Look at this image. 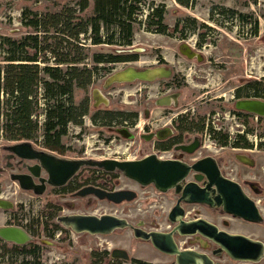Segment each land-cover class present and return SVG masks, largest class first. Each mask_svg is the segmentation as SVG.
I'll use <instances>...</instances> for the list:
<instances>
[{
	"label": "rangeland",
	"instance_id": "rangeland-1",
	"mask_svg": "<svg viewBox=\"0 0 264 264\" xmlns=\"http://www.w3.org/2000/svg\"><path fill=\"white\" fill-rule=\"evenodd\" d=\"M73 1L75 0H0V37L20 38L28 32L21 24L24 9L39 13L55 12ZM142 1L143 12L139 15V21H143V24L136 26L134 44L131 48L118 51L126 55H137L139 61L115 66L112 73L98 78L88 92L91 103H94L93 98L98 100L95 94L97 91L104 102L97 101L98 106L93 105L91 115L106 109L114 112L137 113L138 127L130 130L135 138L125 139L116 135L114 131L100 128V125L92 122L90 115L85 118L81 127L71 126L69 135L64 139L65 155L70 159L139 160L150 152L148 145L140 141L144 131L147 133L152 129L166 127L169 122L184 113H188L195 121L199 119L207 121L209 118L214 128L222 134L237 135L244 130L242 122L233 115L234 104L236 105L237 102L232 101V96L237 88L243 89L251 82L264 79V0H196V6L193 9L183 8L175 0ZM150 4L166 7L165 23L170 29L179 23L178 34L167 36L147 31L144 21L149 13L148 5ZM217 8L232 11L237 14L236 16H246L251 21L249 23L257 22L258 36H254L252 27L247 23L243 24L241 19L223 16L218 10L214 12L213 9ZM91 13L92 9L87 12L88 15ZM202 36H204L203 39ZM200 43H202L201 46ZM113 50V48H92L94 52L113 53ZM187 50L192 54L191 58L186 55ZM128 68L139 71L164 68L171 74L169 77L155 81L114 83L107 86L106 82L112 75ZM167 86H171L172 89ZM242 94L246 96L245 91ZM172 95L176 96V106L165 107L160 104V100ZM83 98L84 94L77 92L76 102L79 103ZM250 121L251 127H257L255 119ZM200 138L202 145L199 146L193 159L202 160V158L213 157L222 160L225 159L226 153L230 154L231 158L248 154L221 149L209 134H204ZM248 139L259 143L254 136ZM12 145L14 143L0 140V162H2V156L6 155L3 151L4 147ZM33 145L35 148H42L37 144L33 143ZM252 155L255 166L245 168L247 169L245 179L258 185L262 195L254 197L249 189L246 191L252 198L263 201L260 208L264 211V152L255 151ZM237 168L244 169L240 165ZM223 172L229 171L223 169ZM10 173L4 177L0 176L2 186L0 193L3 201L13 205V210L0 209V229L11 227L8 226L11 221L18 223L15 225L16 228L23 229L37 216H43L40 222L47 224L45 220L48 215L45 209L49 201L47 196L38 200L33 199L29 193L22 191L19 185L10 179ZM235 173H231L229 178L240 181L241 175L237 176ZM115 175L117 176L103 175L99 184L103 185L106 180L111 181V187L114 190L134 191L138 194L136 201L122 205L103 201L94 208L86 206L76 208V212L79 210V214L97 217L113 215L128 220L132 225L151 219V214L146 212L150 202L147 197L157 195L151 189L138 188L120 174ZM92 176V170L83 168L79 179L90 181ZM75 200L77 201L74 203H85V200ZM72 201L69 199V202ZM195 210L197 211L195 214L201 219L209 222L216 221L218 218L220 220V217L211 214L205 207H196ZM66 213L74 214L72 209L66 210ZM195 214L193 212L189 217L194 218ZM242 230L251 234L249 229L242 228ZM253 238L264 240V224ZM38 241L51 244L43 245L40 264H110L109 256L101 261L99 255L105 252L111 254L115 249L126 250L133 258L153 260L148 254L147 246L135 241L129 230L118 231L106 237L64 232L59 238L56 237V241H50L43 233L40 234ZM200 249V245L196 246V250ZM93 255L98 256L94 258ZM213 260L219 264H250L234 262L226 256L213 257ZM0 264L8 263L0 258ZM260 264H264V261Z\"/></svg>",
	"mask_w": 264,
	"mask_h": 264
},
{
	"label": "trees",
	"instance_id": "trees-1",
	"mask_svg": "<svg viewBox=\"0 0 264 264\" xmlns=\"http://www.w3.org/2000/svg\"><path fill=\"white\" fill-rule=\"evenodd\" d=\"M175 2L186 9L196 6V0ZM90 9L92 13L88 15ZM148 10L144 21L148 32L167 36L179 33V23L173 29L166 25L164 5L150 4ZM213 10L231 19H241L243 24L252 27L254 36H258L257 22L249 23L248 17L236 16L232 11ZM142 12V0H75L58 11L45 13L24 9L21 24L28 32L20 38L0 37V140L31 142L43 149L65 154L64 139L71 126L81 127L84 118L93 111L88 92L97 79L112 73L117 65L139 61L137 55L118 51L133 46L136 26L143 24L139 21ZM92 48L114 50L105 53L94 52ZM244 90L247 97L264 100V79L251 82ZM77 92L84 94L79 103L76 102ZM91 116L92 122L100 128L137 120L136 114L110 110L97 111ZM245 124L248 126V121ZM178 127L206 134L207 121H195L188 114L180 119ZM260 130V145L264 149V119H260ZM252 132L254 130L248 127L247 133ZM207 134L220 146L229 140L228 135L214 127ZM235 144L250 147L243 136ZM2 250L0 258L8 264H40L42 250H34L31 245ZM108 256L107 252L99 255L101 261Z\"/></svg>",
	"mask_w": 264,
	"mask_h": 264
},
{
	"label": "water",
	"instance_id": "water-1",
	"mask_svg": "<svg viewBox=\"0 0 264 264\" xmlns=\"http://www.w3.org/2000/svg\"><path fill=\"white\" fill-rule=\"evenodd\" d=\"M188 51V50H187ZM190 58L192 54L186 53ZM195 57V56H194ZM162 71L161 74H152ZM126 73V77L121 76ZM170 72L164 68L139 71L128 68L112 75L107 80V86L114 83H129L134 81H155L169 77ZM236 109L247 113L264 117V101L240 100L236 103ZM126 136V131H119ZM164 131L157 134L162 139ZM194 148H198V144ZM24 161L39 162L38 169L43 168L49 175V179L40 178L34 168H29L36 177H39L42 186H37L29 175H11V180L17 183L22 191H35L36 195H43L46 191L45 184L51 187L61 188L83 168H93L107 174H120L124 178L134 181L142 187L155 186L161 192L176 190L180 195L177 207L170 216L175 230L172 234L147 233L134 227L128 220L113 215L101 217L93 215H72L59 219V222L75 234H88L91 236H110L118 231L132 229L136 239L150 242L152 246L167 254L177 256L178 264H215V261L200 252L191 251L180 253L173 240V234L178 233L182 237L199 236L212 240L218 247L215 257H221L225 252L234 262L256 264L264 259V245L240 235H231L220 231L215 225L198 218L186 222L182 203L192 205H207L211 208H224V211L234 218L243 219L252 223H262L263 218L256 203L243 191L242 187L225 178L215 161L211 157L204 158L192 165L180 161H161L156 156H150L140 161L117 160H79L71 161L59 158L45 150L35 148L31 142L14 143L5 149ZM194 175V181H188ZM200 184H203L201 186ZM81 197L94 196L101 201H108L115 205L132 202L137 198V193L131 190H115L112 192L100 188H86L79 193ZM12 204L0 201V207L8 209ZM0 238L6 242L17 245L28 243L30 236L20 228L7 227L0 229ZM112 259L130 261V256L124 250L115 249L111 253ZM219 264V263H217Z\"/></svg>",
	"mask_w": 264,
	"mask_h": 264
},
{
	"label": "flooded vegetation",
	"instance_id": "flooded-vegetation-1",
	"mask_svg": "<svg viewBox=\"0 0 264 264\" xmlns=\"http://www.w3.org/2000/svg\"><path fill=\"white\" fill-rule=\"evenodd\" d=\"M133 63H137V62H133ZM127 64H131V63H127ZM167 88L172 89L171 86H167ZM244 89L245 88L241 89V87L237 88L234 92V95L232 96V101H235V102H238L240 100H261V101H264L262 99L244 96L242 94V92L245 91ZM95 94H96V97L98 98V100L93 98L94 103H92V105H94V107H97L98 106L97 101H100L102 103L103 99L100 95H98V94H100V93H98V91L95 92ZM175 98H176L175 95L167 96V97L163 98L162 100H160V104L165 105V107L176 106L175 105V101H176ZM167 100H170V103L169 102L165 103ZM106 110H110V109H106ZM110 111H112V110H110ZM119 113L134 114V115L136 114L137 120H138V114L137 113H128V112H123V111H119ZM185 115H188V113H184V114L179 115L177 118L173 119L172 122H169V124H167L166 127H163L161 129H154V130L152 129L147 133L144 131V134L140 137V141L142 143H145L146 145H148V149L150 150V152L147 155H145L144 157H142L141 159L132 160V161H140V160H143V159L150 157V156H153V155L156 156L161 161H180V162H183V163H186L189 165H192V164L200 161L201 159L200 160L193 159V156L197 153L199 146L202 145V143L200 141V139H201L200 137H202L204 134L198 133V132H190L187 130L180 129L178 127L179 121ZM233 115L238 117V120L242 122V126H243L244 130L242 132H239V134H237V135H230L229 133L223 134V135H228V137H229L227 144H225L223 146H220L217 143L216 144L221 149H227V150L229 149V150L234 151V152L235 151H241V152H246L248 154L247 155H236L234 158H231V155L226 153L225 159L223 158L222 160H217L213 157H211V158L215 159V161L217 162V164L221 170L222 175L225 178L238 183L242 187L243 191L247 194V196H249L256 203V205L259 208V211L261 213V216L263 218V222L262 223H252V222L245 221L243 219L234 218L233 216L227 214L224 211V208H211L210 206H207V205H192V204L182 203L181 206L185 212L184 220L186 222H189V221H193V220L198 219L199 216H197L195 214L197 212L195 210V208L196 207H205L206 209H208L211 212V214H215L218 217H220V220L218 218L216 221H212V222L208 221L209 223L215 225L220 231H224V232L231 234V235L244 236V237H247L253 241L261 242L264 245L263 239L257 240L255 238H253L254 236H256L258 229L261 226H263V224H264V214H263L264 211L260 208V204H262L263 201H261V200L258 201L255 198H252L247 193L246 189H249L253 193L254 197H260L262 195V192L260 191L258 185H255V183H250L249 181H247L245 179V173L247 170L245 168L249 169L250 167L255 166V163L253 162V159H252L253 158L252 154L255 153V151L264 152V149H262L261 145H260L261 139L259 138V134L261 133L260 119H264V117H260L256 114L236 110L235 104H234V109H233ZM85 118H87V117H85ZM250 119H252V120L255 119L257 121V124H256L257 127L253 128L250 126L251 125ZM137 120H136V122H137ZM246 121H248V123H249L248 126H246V124H245ZM136 122L132 123V122H130V120H125L123 122H116L113 124L112 127H109L106 129H109L110 131H114V133L116 135L121 136L122 138L134 139L135 137L130 133V130L137 126ZM211 126L214 127V124L208 118L207 119L206 134L210 131V128H212ZM248 127L250 129H253L254 132L247 133ZM214 129H216V128H214ZM122 130L126 131V136L118 133L119 131H122ZM161 131H164V136L162 139L157 137V134ZM240 136L247 138L248 142L250 143L249 148H242V147L236 146L235 142H237V140H239ZM250 136H254L256 140L258 139L259 143H257V142L254 143V142L249 141L248 138ZM196 144H198V148H194ZM5 149H6V147H4L3 151L6 152V155L2 156V159H1L2 162H0V176L4 177L9 172L12 173V174L10 173V179H11V175H29L33 178L34 183L37 186H39V185L42 186L39 177H36L33 172H30L29 168L31 167V168L35 169L34 170L35 173L38 172V175L40 176V178L45 179V180L49 179V175L47 174V172L43 168H40V169L37 168V166L41 167L39 162H37V161L29 162V161L21 160L17 157H13L12 154L7 152ZM41 149L59 157V158H62V159L71 160V161L84 160L83 158L70 159L65 154L46 150L43 148H41ZM107 160H109V159H107ZM238 165L242 166V168H244L245 170L244 169H241V170L238 169L237 168ZM88 169L93 171V176L90 177V179H89L90 181H80L79 174L83 170L82 169L73 178H71V180L65 186H63L61 188L51 187L48 184H45L46 191L41 196L36 195V192H35V191H39L40 187L35 189L32 192H26V193H29L32 196V198L35 200L42 199L44 196H47V199H49V201H47L46 206H45V209L48 212V215L45 217L47 224L40 222V220H42L41 218H43V216L35 217L33 219V221L30 222V224L27 223L23 227L25 232L30 236L31 240L24 245H17L14 243L6 242L0 238V252L2 253L3 248L14 250L15 248H22V247L29 246V245H31L34 248V250H39V249L43 250V245H51L48 242L46 243V241H42L41 243H39L38 239L40 237V234H43V233L46 235V238H48L50 241H56V237L59 238L60 236L63 235L64 232H65V234H75L71 229L65 228L59 222V219L62 217H66V216L83 215V214H79V210H77L78 212H76L75 209L81 208V207L85 208V206L88 208H94V207H97L100 202H103L94 196L81 197V196H79V193L82 192L84 189L90 188V187L100 188V189H103V190H106L109 192L115 191L111 187V181L108 182L105 180L103 182V185L99 184V182L103 178L102 177L103 175L100 173L102 171L97 170V169H93V168H88ZM223 169L226 170L227 172L229 171L231 173L236 172L235 174L237 176L240 174L241 180L239 181V180H233V179L229 178V175L231 176V173L223 172ZM94 171H95V173H94ZM102 173H104V172H102ZM106 177H109V176H106ZM0 180H1V177H0ZM188 181L193 182L194 181V175H192ZM131 182H133L138 188L151 189L152 192L155 195H157V196L147 197V200H150V202H149L148 209L146 212L151 214V219H149L148 221H145V222H140L137 225H133V226L140 228L147 233L154 232V233L165 234V235L172 234L175 230L176 225L172 224V222L170 220V216H171V213L173 212V210L178 205V202L180 200V195H178L176 193L175 189L168 191V192H161L153 185L148 186V187H142L141 185H139L138 183H136L134 181H131ZM200 185L203 186V184H200ZM1 189H2V186L0 185V191H1ZM155 197H157V198H155ZM2 199H3L2 194L0 193V201H3ZM69 199H72L73 201L69 202ZM75 199L85 200L84 201L85 203H83V204L82 203H74L77 201ZM137 199H138V194H137V198L134 201H136ZM134 201H132V202H134ZM104 202H108V201H104ZM108 203H110V202H108ZM125 203H131V202H125ZM156 203H157V205H155ZM110 204H113V203H110ZM120 205H122V204H120ZM0 209L5 210V211L13 210V205L11 207H9L8 209L1 208V207H0ZM70 209H72L74 214H67L66 213V210L69 211ZM193 212L195 214L194 218L189 217ZM12 218H15V217H12ZM16 223H17L16 221H11V224L8 226L15 227ZM5 228H7V227H5ZM242 228L243 229H249L251 231V234H247V233L243 232ZM127 230H129L131 232L133 239L135 241L142 242L147 246L148 254H149V256H151L153 258V260L148 261V260H143V259H140L137 257H134V258L130 257V261L125 262L123 260L112 259L111 254H109L110 264H126V263L127 264L128 263L129 264H178V259H177L178 257L176 255L173 256V255L167 254L163 251H160V250L154 248L150 242H146V241H143L140 239H136L135 235H134V231L132 229H127ZM127 230H123V231H127ZM76 235H78V234H76ZM80 235H82V234H80ZM173 240H174L176 247L180 253L196 251V252H200V253H203L205 255H208L209 257H211L213 259V257H215L214 253L217 252L219 249V247L212 240L204 239V238L199 237V236L182 237L178 233H174L173 234ZM199 245H200L201 249L196 250V246H199ZM120 250H123V249H120ZM124 251H126V250H124ZM128 255H129V253H128ZM95 256H97V255H95ZM222 256H226L228 259L233 261L229 257V255L226 254L225 252L221 255V257ZM263 261H264V259L261 262L256 263V264H260ZM215 264H217V263L215 262Z\"/></svg>",
	"mask_w": 264,
	"mask_h": 264
},
{
	"label": "bare ground",
	"instance_id": "bare-ground-1",
	"mask_svg": "<svg viewBox=\"0 0 264 264\" xmlns=\"http://www.w3.org/2000/svg\"><path fill=\"white\" fill-rule=\"evenodd\" d=\"M162 73V71H157L156 73H152V74H161ZM123 76H125L126 77V73L125 74H123V75H121V76H118L119 78H122ZM170 103V100H167L165 103Z\"/></svg>",
	"mask_w": 264,
	"mask_h": 264
},
{
	"label": "built area",
	"instance_id": "built-area-1",
	"mask_svg": "<svg viewBox=\"0 0 264 264\" xmlns=\"http://www.w3.org/2000/svg\"><path fill=\"white\" fill-rule=\"evenodd\" d=\"M85 119V118H84Z\"/></svg>",
	"mask_w": 264,
	"mask_h": 264
}]
</instances>
